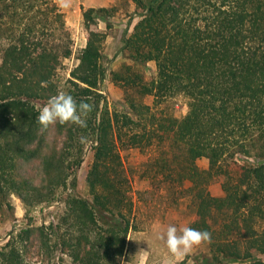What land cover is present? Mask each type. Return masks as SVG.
Listing matches in <instances>:
<instances>
[{
  "label": "trees",
  "instance_id": "trees-1",
  "mask_svg": "<svg viewBox=\"0 0 264 264\" xmlns=\"http://www.w3.org/2000/svg\"><path fill=\"white\" fill-rule=\"evenodd\" d=\"M130 1L137 20L119 49L129 63L107 71L105 34L88 31L60 78L71 45L55 1L0 0V208L10 196L25 209L60 204L46 224L13 227L0 264H121L137 229L127 149L148 152L139 178L186 198L188 226L211 233L194 264H264V0ZM106 79L122 88V107L102 95ZM60 91L94 106L86 128L38 124L39 109ZM176 96L186 99L181 117L170 106ZM86 150L88 198L76 193ZM237 154L256 162L239 164ZM217 177L220 197L208 191Z\"/></svg>",
  "mask_w": 264,
  "mask_h": 264
},
{
  "label": "rangeland",
  "instance_id": "rangeland-1",
  "mask_svg": "<svg viewBox=\"0 0 264 264\" xmlns=\"http://www.w3.org/2000/svg\"><path fill=\"white\" fill-rule=\"evenodd\" d=\"M64 15L65 26L70 34L71 55L63 59L57 66L56 74L60 78H66L69 71L77 63L76 57L85 45L87 32L95 31L105 34L100 48L101 64L107 70H116L117 67L127 60L122 59L119 49L125 31H130L136 22L135 6L130 0H71L70 8L59 6L58 0H54ZM100 8L108 9L107 13L94 12ZM89 17H87V13ZM146 79L153 76L154 67L147 63L141 68ZM101 93L110 106H123V90L114 85L108 79L101 85ZM143 103L152 104V97L146 96ZM172 113L181 117L186 112V99L176 96L171 102ZM123 165L131 182V195L134 201V216L137 229L129 232L127 236V247L121 264H194L197 257L207 253L206 244L193 249V251L182 259H176L168 253L164 241L158 237L166 232L169 225L178 228L188 226L193 220L190 209L187 207V199L175 200L171 194H167L162 187H156L155 183H149L140 179L141 164L148 157V152H139L136 149L121 151ZM91 154L85 151L83 161L76 172V193L81 197L88 198L84 175L90 163ZM232 160L243 165H254L256 160L237 154ZM196 165L205 169L207 161L204 158L195 161ZM223 177L215 178L208 186L212 196L223 195ZM69 191L67 186L60 189V195ZM8 206L0 208V244L6 238V234L13 228L30 222L33 224L47 223L53 220L57 212L59 202L49 206L41 205L25 209L21 202L14 196L7 198Z\"/></svg>",
  "mask_w": 264,
  "mask_h": 264
},
{
  "label": "clouds",
  "instance_id": "clouds-1",
  "mask_svg": "<svg viewBox=\"0 0 264 264\" xmlns=\"http://www.w3.org/2000/svg\"><path fill=\"white\" fill-rule=\"evenodd\" d=\"M62 8H70L71 0H58ZM94 106L81 101L77 103L72 95L60 91L49 97L47 102L39 109L37 122L43 130L50 126L59 124H74L81 128L87 127V118L93 111ZM82 141L85 137L81 138ZM164 241L168 253L176 259H182L190 254L194 248L208 243L211 233L207 230H198L190 226L177 227L169 225L166 232L158 237Z\"/></svg>",
  "mask_w": 264,
  "mask_h": 264
}]
</instances>
